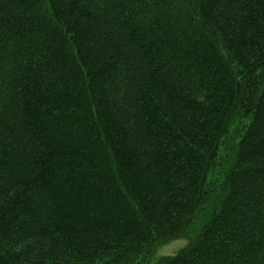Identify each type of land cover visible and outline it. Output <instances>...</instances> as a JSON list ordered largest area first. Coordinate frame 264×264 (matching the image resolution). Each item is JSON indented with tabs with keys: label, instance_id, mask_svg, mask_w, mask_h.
<instances>
[{
	"label": "trees",
	"instance_id": "obj_1",
	"mask_svg": "<svg viewBox=\"0 0 264 264\" xmlns=\"http://www.w3.org/2000/svg\"><path fill=\"white\" fill-rule=\"evenodd\" d=\"M182 238L150 264H264V0H0V264Z\"/></svg>",
	"mask_w": 264,
	"mask_h": 264
},
{
	"label": "rangeland",
	"instance_id": "obj_2",
	"mask_svg": "<svg viewBox=\"0 0 264 264\" xmlns=\"http://www.w3.org/2000/svg\"><path fill=\"white\" fill-rule=\"evenodd\" d=\"M239 122L240 121L238 115H235L231 120L230 135L227 145H225L224 147L222 158L220 159L218 164H215L212 167L208 176L207 187L210 192V197L205 202L204 206L194 219L187 232L188 235L197 232L203 226V224L207 220H209L213 213L215 204L217 203L227 186L225 182V174L229 170L232 163L233 147L235 141L237 140ZM187 242L188 240L185 238L172 241H159L154 248L153 254H151L147 260L144 259L143 255H137L131 264H150L161 256L174 255L181 248H183L187 244Z\"/></svg>",
	"mask_w": 264,
	"mask_h": 264
}]
</instances>
